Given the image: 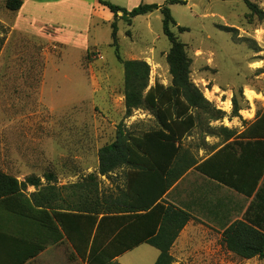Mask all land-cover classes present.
<instances>
[{
    "label": "rangeland",
    "instance_id": "1",
    "mask_svg": "<svg viewBox=\"0 0 264 264\" xmlns=\"http://www.w3.org/2000/svg\"><path fill=\"white\" fill-rule=\"evenodd\" d=\"M5 1L0 0V171L19 182L38 177L42 186L51 175L50 184L62 197L70 193L64 187L91 174L100 194L115 195L124 188V170L100 176L98 151L116 140L119 129L141 135L158 129L159 123L146 109L125 117L123 67L111 44L112 13L96 0H21L16 11L6 9ZM103 1L130 10L140 2L162 5L167 0ZM183 1L168 5L175 22L170 31L184 46L190 80L213 108L224 112L212 121L193 110L196 125L180 141V158L199 162L264 110V20L243 0ZM250 1L264 11V0ZM116 27L119 57L147 63L148 87H168L170 43L162 32L161 13L130 22L120 18ZM233 97L240 109L234 117ZM34 190L25 187L27 195ZM223 191L231 193L219 187ZM235 197L245 205L244 198ZM186 242L182 238L172 249L175 264H219L207 260L204 251L201 257L192 249L184 251ZM154 253L143 243L112 264H152ZM225 260L262 264L228 253Z\"/></svg>",
    "mask_w": 264,
    "mask_h": 264
},
{
    "label": "trees",
    "instance_id": "2",
    "mask_svg": "<svg viewBox=\"0 0 264 264\" xmlns=\"http://www.w3.org/2000/svg\"><path fill=\"white\" fill-rule=\"evenodd\" d=\"M96 1L113 16L111 44L123 67L125 117L133 110L146 109L152 112L159 128L141 135L119 129L116 140L98 151L100 176L124 170V188L115 195L100 194L91 174L82 182L64 187L70 193L62 197L60 189L50 184L51 175L45 176L47 184L42 186L38 177L19 182L0 171V212L12 218L6 228L0 227V264H25L45 243L55 242L63 235L84 264H112L115 258L142 243L158 251L153 264H175L169 251L190 216L166 205L162 197L191 167L251 198L243 220L231 223L223 231L221 244L239 259L256 257L264 263V110L232 141L200 163L184 161L180 158V141L196 125L193 110L202 111L212 121L224 115L190 80L184 46L170 31L175 22L168 5L185 1L167 0L162 5L140 2L130 10ZM243 3L259 20H264V11L255 3ZM21 6V0L5 1V8L10 11ZM157 10L162 15V32L170 43L167 64L171 82L165 88L157 83L148 87L147 63L122 60L117 49V19L126 17L130 22ZM239 110L233 97L231 116H237ZM27 185L35 188L30 195L25 193Z\"/></svg>",
    "mask_w": 264,
    "mask_h": 264
},
{
    "label": "crops",
    "instance_id": "3",
    "mask_svg": "<svg viewBox=\"0 0 264 264\" xmlns=\"http://www.w3.org/2000/svg\"><path fill=\"white\" fill-rule=\"evenodd\" d=\"M219 187L231 193L226 194L225 191L220 193ZM235 196L244 198L246 200L245 205H242ZM162 201L166 205H172L187 212L190 216L189 221L181 229L170 248L169 252L171 255L172 249L182 238L187 240L185 245H183L184 251L185 249H192V253H196L195 256L199 257L202 256L201 252L204 251V256H206L207 260L213 258L219 264L225 263V253L234 255L221 244V236L225 228L231 223L243 220L251 198H246L242 194L206 178L191 167L171 184L162 197ZM10 222H12V218L0 212V227L6 228L7 225L11 224ZM192 233L197 235L193 236L191 235ZM199 235L203 238V242H198V239H200ZM46 236L43 233L42 237L45 238ZM194 239L197 240V243L189 242ZM142 244L133 249L140 247ZM157 256L158 251L153 254L154 262ZM253 260L264 264L256 257L244 261L252 262ZM65 262L66 264H84L71 243L63 235L61 239L55 242L45 243L43 249L25 264H63Z\"/></svg>",
    "mask_w": 264,
    "mask_h": 264
}]
</instances>
